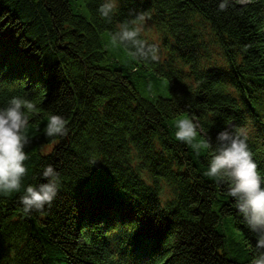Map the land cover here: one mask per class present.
Returning a JSON list of instances; mask_svg holds the SVG:
<instances>
[{
    "label": "trees",
    "instance_id": "trees-1",
    "mask_svg": "<svg viewBox=\"0 0 264 264\" xmlns=\"http://www.w3.org/2000/svg\"><path fill=\"white\" fill-rule=\"evenodd\" d=\"M0 0V107L34 102L21 191L0 194V264H252L255 237L205 175L210 150L177 141L192 119L197 141L244 129L264 177V0ZM147 12L160 62L110 43ZM147 21V22H148ZM51 114L68 121L47 137ZM195 143V142H194ZM95 161V162H94ZM94 162V163H93ZM51 165L52 205L23 212L27 185Z\"/></svg>",
    "mask_w": 264,
    "mask_h": 264
},
{
    "label": "clouds",
    "instance_id": "clouds-1",
    "mask_svg": "<svg viewBox=\"0 0 264 264\" xmlns=\"http://www.w3.org/2000/svg\"><path fill=\"white\" fill-rule=\"evenodd\" d=\"M241 3L251 4L254 0H241ZM117 6V0H104L98 9L99 15L111 22ZM229 6L230 0H220L218 9L226 11ZM150 19L149 13L137 12L130 23L120 24L118 30L111 34V45L122 46L132 60L159 63L158 46L141 38L144 25ZM38 114L37 105L21 96H12L6 106L0 107V194L7 196L21 191L23 178L28 172L25 162L29 156L25 147L30 143L29 121ZM67 125L66 118L51 114L47 118L44 134L47 137H63L69 131ZM175 127L177 141L197 151L202 148L210 150L205 175L229 185L228 195L235 200L237 211L255 237L256 255L252 264H264V177L258 171L253 152L249 149L248 133L242 128L221 130L215 137L213 147L210 136L196 142L197 126L192 119H178ZM41 176L46 182L36 186L27 185L20 196L25 214L33 210L42 211L46 205L50 207L58 194L60 174L53 166H46Z\"/></svg>",
    "mask_w": 264,
    "mask_h": 264
},
{
    "label": "rangeland",
    "instance_id": "rangeland-1",
    "mask_svg": "<svg viewBox=\"0 0 264 264\" xmlns=\"http://www.w3.org/2000/svg\"><path fill=\"white\" fill-rule=\"evenodd\" d=\"M241 1V0H240ZM142 33L144 35L149 36L150 38H152L153 40H155L156 42H159V37H158V33L154 27V25L151 22H146V24L144 25L143 31Z\"/></svg>",
    "mask_w": 264,
    "mask_h": 264
}]
</instances>
